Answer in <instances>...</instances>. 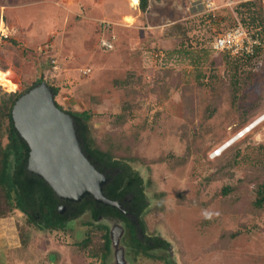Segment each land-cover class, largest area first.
Returning <instances> with one entry per match:
<instances>
[{
  "label": "rangeland",
  "instance_id": "374dc122",
  "mask_svg": "<svg viewBox=\"0 0 264 264\" xmlns=\"http://www.w3.org/2000/svg\"><path fill=\"white\" fill-rule=\"evenodd\" d=\"M245 1L254 0H150L142 13L137 0H0V20L8 33L0 39V67L7 69L0 81L9 86L0 85V91L20 90L42 78L59 88L56 100L64 110L102 115L92 130L99 139L128 104L132 111L121 131L129 139L133 132L139 135L137 160L130 165L147 185L145 226L151 237L170 245L168 255L164 250L151 254L169 256L175 264H264V207L253 209L256 185L264 181V60L253 80L241 81L236 106L225 62H216L201 87L188 62L163 66L154 58L173 50L174 42L164 35L175 26L188 28L194 43L198 36L211 43L238 20L252 28L238 15ZM207 3L214 9L216 31L205 20ZM102 20L112 23L111 30L101 29ZM110 35L115 47L104 50L100 39ZM83 69L91 73L84 75ZM214 79L221 100L208 117ZM244 105L250 108L245 118ZM158 156L164 161L149 163ZM225 186L232 192L224 198ZM160 193L166 195L163 211L156 209ZM99 224L110 226L92 223L84 214L64 231L40 230L14 210L0 218V264H102L79 248L87 232L101 241ZM233 232L238 235L230 239ZM126 239L111 247L106 264L115 259L167 264L135 256Z\"/></svg>",
  "mask_w": 264,
  "mask_h": 264
},
{
  "label": "trees",
  "instance_id": "16d2710c",
  "mask_svg": "<svg viewBox=\"0 0 264 264\" xmlns=\"http://www.w3.org/2000/svg\"><path fill=\"white\" fill-rule=\"evenodd\" d=\"M137 4L140 12L146 13L149 10L150 0H137ZM257 6H259L258 10ZM262 13L263 9L260 0L245 1L238 7V15H240L242 22L249 24L252 27L250 28L251 30L261 33L264 30ZM210 19L212 21V15L207 13L205 16V20H208L207 23H210ZM237 22L240 21L238 20ZM178 30H180L179 36L171 38L174 42L173 50L166 53L162 51L163 57L160 60L163 63L162 65L167 66L169 63L188 62L193 69L197 85L203 87L205 86L202 83L205 80L204 77L208 74L205 81H209V78L212 77L213 68H216V62L218 60L225 62L229 69L230 85L234 94L233 104L237 106L240 98L238 95L241 89L240 83L241 81L249 82L259 71L264 60V45L259 47L253 56L233 57L227 53H219L221 55H217L214 58L211 56L213 51L210 42L204 36H198L199 39L196 38L198 40L194 43L195 38L190 37L188 28L182 30L179 26H175L165 33L164 38L170 39V35L179 33ZM206 67L210 68V73L204 71ZM0 72L5 73L7 69L0 67ZM165 73L166 75L170 74L168 69L165 70ZM42 81L43 79L41 78L35 83L23 84L20 90L12 92L0 91V218L7 217L14 210H19L27 217L28 225H35L40 230L64 231L67 229V223L80 218L84 214L90 215L92 223L99 222L101 217L110 218L112 216L126 224L127 245L135 253V256L142 255L152 259L159 258L166 261L167 264H175L169 259V256L165 258L151 254L149 252L150 248L137 240L133 227L116 208L97 204L92 198L85 197L79 203L66 204L65 213L61 214L58 209L63 202L55 196L50 186L43 179L27 171L29 148L14 127L12 109L23 93ZM45 82L53 90L57 106L64 110L56 100L59 88L50 82ZM217 84L219 83H216L215 79L213 83L209 84L214 95L210 98L208 108L205 110V114L208 117L218 110L221 100L217 92L219 90V85ZM0 85L9 87L1 81ZM243 107L242 112L245 118L250 108H246L245 105ZM131 111L128 104H123L122 113L114 116V121L110 128L106 131L104 137L100 139L92 135V130L94 122L102 115L90 110L66 112L70 113L75 120L76 130L85 154L98 170L109 177V181L104 187L105 195L111 200L122 202L125 197L133 193V201L126 202L124 207L140 216L141 221L145 224L144 216L148 207L145 203L147 185L140 173L130 165V162L137 160L135 148L140 142L139 135L133 132L131 134L132 139H129L121 131ZM238 156L239 153H236L234 160ZM162 161H164V158L158 156V158L149 160V163L156 164ZM116 170L118 171L116 172ZM220 192V196L225 198L231 194L232 188L225 186ZM254 194L253 209L261 211L264 207V181L256 185ZM157 196L161 200L156 209L163 211L165 207L163 200L166 195L165 193H160ZM178 200L183 202L182 199L178 198ZM98 229L101 232V241L95 240L92 232H87L86 238L79 243V248L92 257L100 258L102 264H106L105 262L111 253L110 226L108 224H99ZM237 235L238 232H233L229 237L233 239ZM227 237L225 236V238ZM167 246H169V243L166 241L157 242V249L165 250Z\"/></svg>",
  "mask_w": 264,
  "mask_h": 264
},
{
  "label": "water",
  "instance_id": "95a60500",
  "mask_svg": "<svg viewBox=\"0 0 264 264\" xmlns=\"http://www.w3.org/2000/svg\"><path fill=\"white\" fill-rule=\"evenodd\" d=\"M12 118L18 135L29 148L27 171L43 179L63 202L59 206L61 214L66 203H79L85 197L124 211L120 201L105 195L109 177L85 154L73 116L57 106L54 92L45 81L19 97ZM123 233L121 224H114L113 246L121 244ZM117 252L121 256L125 254L123 247Z\"/></svg>",
  "mask_w": 264,
  "mask_h": 264
},
{
  "label": "built area",
  "instance_id": "2783aa9c",
  "mask_svg": "<svg viewBox=\"0 0 264 264\" xmlns=\"http://www.w3.org/2000/svg\"><path fill=\"white\" fill-rule=\"evenodd\" d=\"M261 6L264 12V0H260ZM206 8L209 14L212 15V19L215 20V15L212 14L214 10L211 3L206 4ZM100 27L103 31H109L112 28V23L107 20L100 22ZM8 33L3 25V20H0V39H7ZM116 38L114 35L108 37H102L100 39V46L104 50H113L115 47ZM264 45V35L261 32L250 31L248 27L240 22L215 34L213 40L210 43L211 49L215 54L227 53L233 57H245L253 56L259 47ZM163 52H157L154 54V58L161 60ZM51 63L54 68L57 67V60L53 59ZM91 69H83L82 74L89 75Z\"/></svg>",
  "mask_w": 264,
  "mask_h": 264
},
{
  "label": "flooded vegetation",
  "instance_id": "af4514ba",
  "mask_svg": "<svg viewBox=\"0 0 264 264\" xmlns=\"http://www.w3.org/2000/svg\"><path fill=\"white\" fill-rule=\"evenodd\" d=\"M118 170H116V172H117ZM91 198V197H90ZM133 198H134V194L132 193V194H130L129 196H127V197H125L123 200H122V206H123V209H124V211H120L122 214H123V216L124 217H126L127 218V220H128V223L133 227V229H134V233H135V237L137 238V240L139 241V242H141L144 246H146V247H149L150 248V250H149V252L150 253H152V251H156V250H164V249H157V242L158 241H165L164 239H161V238H159V237H151L149 234H148V232H147V229H146V226H145V224L141 221V218H140V216H137L136 214H134V213H132L131 211H130V209H127L126 207H124V204L126 203V202H132L133 201ZM145 203L147 204V206H148V203H149V201H148V198H147V194H146V199H145ZM63 204V203H62ZM66 204H73V203H66ZM58 211H59V209H58ZM65 213V210H64V212L62 213V214H64ZM100 220L101 221H107V222H110V225L113 227L114 226V224H121V226L124 228V236H122V237H124V241H125V239H126V237H127V235H126V227H125V223L123 222V221H121L120 219H118V218H115V217H110V218H103V217H101L100 218ZM111 236H112V234H111V229H110V239H111V247H112V249H114L115 248V246H113L112 245V238H111ZM170 246V245H169ZM169 246H167L166 247V249L164 250V251H166V253L167 254H169L168 253V248H169ZM115 254H116V252H115ZM116 255H118V254H116ZM118 257V256H117ZM115 264H122V263H120V261L118 260V259H115Z\"/></svg>",
  "mask_w": 264,
  "mask_h": 264
},
{
  "label": "crops",
  "instance_id": "0c3cea01",
  "mask_svg": "<svg viewBox=\"0 0 264 264\" xmlns=\"http://www.w3.org/2000/svg\"><path fill=\"white\" fill-rule=\"evenodd\" d=\"M213 22H214V23H213ZM208 24L211 26V29L214 28L213 31H216V30H215V27H214V26H215V20H214V19H212V21H211V19H210V23L208 22ZM212 26H213V27H212ZM183 29H184V28H183ZM183 29H182V30H183ZM176 34H177V33H173L172 35H170V39H167V40H171V38H176ZM160 52H162V51H160Z\"/></svg>",
  "mask_w": 264,
  "mask_h": 264
},
{
  "label": "bare ground",
  "instance_id": "6f19581e",
  "mask_svg": "<svg viewBox=\"0 0 264 264\" xmlns=\"http://www.w3.org/2000/svg\"><path fill=\"white\" fill-rule=\"evenodd\" d=\"M252 126H254V124L252 125ZM252 126H251V128H252ZM249 129V128H248ZM242 135V134H241ZM241 137V136H240ZM225 147H223V148H221V151L224 149Z\"/></svg>",
  "mask_w": 264,
  "mask_h": 264
}]
</instances>
